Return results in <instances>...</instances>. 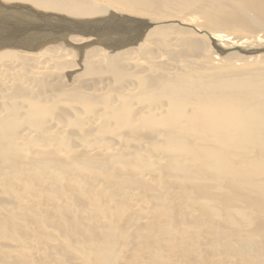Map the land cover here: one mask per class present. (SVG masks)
<instances>
[{
    "label": "bare ground",
    "instance_id": "bare-ground-1",
    "mask_svg": "<svg viewBox=\"0 0 264 264\" xmlns=\"http://www.w3.org/2000/svg\"><path fill=\"white\" fill-rule=\"evenodd\" d=\"M154 1L156 2V4L158 3L157 6H159L160 3L162 2L160 7H161V9H164V10L172 9L175 7L179 8L180 4H182L184 2L186 5V12H185V14H177V15L156 13V9L150 10L148 8H146V9L143 8V7H146L145 5L148 3L144 2L142 4L141 3L142 0H1L0 1V5H2V4H4V5L5 4L6 5L7 4H13V5L31 6V7H34L36 10H39V12H41V13H47V14H52V15L64 17L65 19H70V21L76 22L78 24H89L90 25L89 28L87 27L85 30H82L79 26H71L70 30H72V31L69 30L68 32H65L66 34H63V35L56 33V30H52L50 32L48 31V33L46 32L44 34L43 33L40 34L38 31H32L31 29H27L25 24H22L21 22H16V21H15V23L18 26V27H16V29H19V30H14L13 27H11V26H9V27L4 26L3 27L2 25H0V162H3L4 165H6L5 163H7L6 167L5 168L2 167L3 169H0V171H2V170L4 171V172L2 171L4 173V176H5V173L8 175H10V174L14 175L15 174V175L20 176L22 171H24V174H27V172H28L27 170L31 171V169H34L35 171H39V170L44 169V168H48L47 170H49V171H47V173H49L51 171L52 173L55 172V174H61L60 173L61 170L62 171H64V170L73 171L75 169L74 167H76V169L86 170V168L89 166L91 168L90 170H93V172H95L94 171L95 165L98 168L99 172L100 173L102 172L101 174H105V173H103L104 172L103 170H105V169L109 170V174H111V173L113 174V172L111 171V169L113 168L112 166L116 165V162L118 160H121V159L126 160L127 159L126 161H129L128 159H131L129 154L130 155L131 154L132 155H136V154L138 155L141 151H144V153L147 154L144 156H148L147 157L148 160H149L150 156L152 157V158L150 157L151 158L150 162H153V161L155 162L154 159H157V161L161 162L163 159V163H164L165 162L164 158L169 159L168 158L169 156L175 155L174 157H172V159H173L172 162H171V159H169L170 161L168 163H167V159L165 162L167 166H169L170 162H171V165H173V164L174 165L173 166L170 165V168H169L163 164L164 165L163 167H166V169L167 168L170 169L172 172L175 170L176 171L181 170L180 172H182V171L186 172V168L188 169V167H187L188 161H191V159L189 157H187L186 153H187V151L189 152V150H191L192 144L198 143L199 146L197 145L198 147H196V148L201 147L203 150H205V152L207 154L212 153L215 155V157L213 156V158H211V160H213L211 162V164L207 165L205 163L207 165V169L211 168L210 171L213 170V172H214L217 170V168L220 170L225 168V170H226V168L228 167L227 164L231 163V161L235 160V158L237 159V163H235V164H237L238 169L241 167V164H246V163H250V166L255 168L253 170V172L245 174L247 179L245 177V179H243V180L240 179V177L243 175L240 176L239 174H237V175L224 174L223 176H221L219 178V176H217V175L220 174V171L217 170L219 172L218 174L215 173V176L217 178H219L217 181L220 180V182H224L225 181L224 179L227 176H229V178L231 179V183L230 184L228 183L229 187H224L225 185H223V183H221V184L218 183L217 189L220 188L221 191L226 192L229 189L232 190L235 188H239V186H241V188L242 187L245 188L250 183L249 179H252L251 182H254V179H255L256 183H253V185L250 187V189L251 190H259V191L262 190V191H264V181L263 182L261 181V183L258 182V179L262 178V175H263L262 172H264V161L261 163H255V160L258 159V157H259V153L257 151L264 152V140H263L264 136L262 135V133L264 134V129H263L264 128V67H260L254 71H249L248 69H242V67H238V70L236 72L223 73L224 70L229 69V66L226 62L227 61L230 62L232 59L238 58L239 55L232 53V55L227 56L224 51H221V49H220L221 46L219 48V45L215 46L213 49L211 47L200 48L197 44V41H199L200 39H193L192 38V41H194V42L187 44V43H189V40L186 39V37H182V36L177 35L171 31H167L166 30L167 27L165 26V23L172 22L171 21L172 19L178 20L181 23H184V22L190 23L192 15L200 14L202 11H207V12H211V13L212 12L213 13H216V12L234 13V11H235V10H233V7H234L236 9L242 11V12H238V11H235V12L241 13L243 15V17L245 19H247L248 21H250L251 23L256 22L257 25H260L264 28V23L261 24L260 22L257 21V17L260 19V21L264 19V0H154ZM187 1H190L191 3H193L194 6H192L190 9H187ZM152 3L153 2H151L150 4H152ZM179 10L181 11L183 9H179ZM259 13L263 14V18L259 15ZM144 15L149 16L150 19L144 20L143 19ZM132 18H135V19H132ZM36 19L41 20V18H39V17H36ZM116 22L118 24L119 23L122 24V25L119 24V25H121V28L119 30L108 31V32H99L98 33L95 31V28H93V26H95V25L107 24V23L111 24V23H116ZM25 23L29 24L30 22L26 21ZM195 23L199 24L197 22H195ZM50 29L51 28H49V30ZM160 48H162V50L158 53L157 50H159ZM229 56H233L232 59ZM221 58H223V59L220 60ZM105 74H107V76L103 77L102 75H105ZM74 75H77L78 77H80V79H84L85 77H87L88 79H94L95 80L97 78V79H99V81L96 80L95 84L96 85H98V84L102 85V88H100L98 91L96 90L95 93L90 94L88 91L84 90V88L78 87L73 82H70L68 80V79H71L70 77H72ZM104 78H108L109 80H111L110 82H112L113 85L108 84V87L106 88L103 85L105 82ZM212 79H214V83L216 86V89H214V90L216 92H219L220 95H225L226 93L223 91H219V89H218L219 86L222 87L223 84L226 83L229 86V88H232L241 79L249 80L250 84L252 86H254L259 91V93L256 95L257 98L255 99V101H254L253 97L246 95L248 97L244 96V98H243V96H242L240 99L237 100V107L229 106L228 108H226L227 105H231L232 100L238 98V95L236 92L229 93L230 94L229 101L227 103L225 101H222L221 106L218 108V113L220 115L218 117H213V115L217 114V113H213L211 111L212 109H214L216 107L215 104L211 103L213 101V98L210 99L208 97L207 93H205L201 90L203 88L201 81L207 82V81H210ZM78 80H79V78H76V81H78ZM55 82L58 84L64 83L63 90L62 89L60 90V88L59 89L56 88V89L52 90L51 89L52 87H49L51 83L54 84ZM189 96L192 98H190ZM94 97H96V100H92V98H94ZM197 97H202V98L206 99L208 102L203 103V104H198V103L191 104L190 100H193ZM252 101L254 102V104L252 103ZM207 113L209 115V118H207V116H206ZM77 117H79V118H77ZM62 139L67 140V142H69L68 140H70L69 143H71V144L67 146L66 142L63 141L64 146L62 143L59 145L58 142L61 141ZM53 143L55 145H53ZM29 144H31V145H29ZM32 144L38 148L35 149V147L32 146ZM140 144L144 145V146L148 145V147L145 146V147H147V148H145L147 150L145 151L144 147L139 148L138 145H140ZM26 145H29L28 147L31 146L33 149H29L28 147L26 148ZM158 145L160 147H158ZM142 148H143V150H142ZM136 149L137 150L139 149L140 151L139 150L137 151ZM193 151H195V150H193ZM254 151H256L255 155H254ZM195 152H199V151L197 150ZM190 153H191V151H190ZM198 154L199 155L193 154L194 156H196L197 161H199V158H200V160H201V158H203L201 156L203 153H201V154L198 153ZM251 154H253L254 156H252ZM139 156L143 157L142 153H141V155H138L135 157L136 163H137L136 165H138V166H136V168L141 167V168H138V170H137L138 174H136V170L133 171V169H135V168L133 167L134 163L132 162V160H130V161L132 162L133 166H132V164H128V166L130 165L133 168V169L132 168L131 169H132V172H134L133 173L134 177H135V174H136V177H138L141 171L144 172L145 166H147V165L149 166V164H147V165L144 164L145 162L143 161V159H145L146 157H144L142 159ZM180 157H182V160L181 159L179 160ZM187 158H189L190 160ZM58 159L62 160V162H61L62 164H60V162H57V163H55L56 165H53L52 163L54 161H57ZM138 159H140L139 160L140 162H142V161L144 162V163L142 162V164H141L142 166L144 165L143 167L138 164V163H140L138 161ZM204 159L205 158H203V160ZM157 161H156V163H157ZM173 161H174V163H173ZM209 161H210V159H209ZM160 162L157 163V165L155 164L156 167H153V165H152V167L151 166H150V168L148 167L151 170L146 168L147 170H145V171L157 172L154 170L159 169V166H161ZM119 163H123V161H119ZM146 163H147V161H146ZM57 164H59V166H61V167H58ZM92 164L94 166H92ZM195 164H197V162ZM195 164L193 162L192 165L194 166ZM201 165H202V160H201ZM225 165L227 167H225ZM229 166H231V165H229ZM194 167H199V165L194 166ZM97 168H95V169H97ZM116 168L117 167H115V169L113 168V170H116ZM152 168H155V169L152 170ZM189 168L191 169L192 167L189 166ZM231 168H233V167H230L228 170L232 171V170H230ZM100 169L102 171H100ZM233 169H235V168H233ZM120 170H119V173H120ZM123 170H125V169H123ZM123 170L121 173L124 175ZM197 170L198 169H196V171ZM201 170L202 169L200 167V172H202ZM57 171H60V172L57 173ZM110 171H111V173H110ZM158 171H161V170H158ZM167 171L170 172L169 170H167ZM167 171L166 170L161 171V173H163V172L165 173ZM224 171L222 170V172H224ZM142 172L140 175L143 176ZM153 172H150V174H149V176H152L150 178L151 180L157 178V176H154L155 178H153V174H154ZM30 173H34V171H32ZM42 173H44V172H42ZM90 173H92V172H90ZM145 173L146 172H144V174ZM176 173H178V172H176ZM205 173H206V171H205ZM55 174H53V175H55ZM65 174H66V172H65ZM109 174H107V175H109ZM115 174H117V173H115ZM147 174H148V172H147ZM170 174H171V172H170ZM183 174L184 173L181 174L180 178H182L183 182H184L185 180H184V177L182 176ZM49 175L51 177V173H49ZM92 175L94 176V173H92L90 175V177ZM98 175H97V178H98ZM186 175L185 176L188 178L185 177V179H187L189 182L193 181V178H192L193 176L194 177L197 176L195 174L193 175V171L192 172L189 171V174H186ZM190 175H191V178H190ZM213 175H214V173H213ZM57 176L61 177V175H57ZM67 176H69V175H67ZM67 176L65 175V177H67ZM101 176H103V175H101ZM118 176H119V174H118ZM144 176L146 177V175H144ZM174 176L176 179L177 175H173V178H174ZM233 176H235L237 179H239V180H236L235 183L232 182ZM8 177H10V176H8ZM8 177H6L7 179H4V180L0 179V182H1V180H3V182L5 180L8 181L9 180ZM33 177L38 178L37 176H33ZM109 177H110V175H109ZM165 177H167V176L165 175ZM165 177L162 178L161 175L159 176L158 179H160V178L164 179L163 181L162 180L158 181L159 183L161 182V184H159L157 182V180H156V182L153 181L156 184L157 183L159 184V185L157 184L158 187L161 185L159 188L162 187V190H164L163 189L164 188L163 184H165L164 181L166 182L167 180H169L170 175H169V177H167V180H165L166 179ZM171 177H172V175H171ZM61 178H64V177H61ZM173 178H172V180H173ZM199 178L200 177H198L196 179L198 180ZM91 179H93V177L90 178V180ZM99 179H101V177ZM116 179H117V177H116ZM137 179H135V180H137ZM139 179L141 180V178H139ZM175 179L173 181L177 180V179L176 180ZM190 179H192V180H190ZM207 179H209V177H207ZM42 180H44V178ZM69 180H70V177H69ZM97 180H96V182H97ZM108 180L111 181L110 178ZM113 180L114 179L112 178V181ZM197 180H196V182H198V183H199V181H202L201 178L199 179V181H197ZM213 180H216V179H213ZM10 181H11V179H10ZM61 181H63V179ZM73 181H75V180H73ZM109 181H108V183H110V185H111V182H109ZM177 181L180 183L181 180L178 179ZM188 181H186V182H188ZM205 181H203L202 183H205ZM22 182L23 181H21V184H22ZM25 182L26 181H24V183ZM52 182H53V180H52ZM75 182H77V180ZM98 182H100V181H98ZM145 182L147 183V180ZM162 182H163V184H162ZM15 183H16V180H15ZM17 183H19V182H17ZM26 183H25V185H26ZM137 183H141V182L138 181ZM150 183L151 182L149 181V184ZM170 183L174 184L172 182H170ZM75 184H77V183H75ZM99 184L100 183H97V186ZM135 184L134 185L132 184L133 189L135 187ZM152 184L153 183H151V185ZM167 184H169V181ZM171 184H169L168 190L169 189L174 190V188L171 189V187H170ZM175 184H177V183H175ZM181 184L182 183H180V185ZM5 185H8L6 188L9 187V183L5 184ZM108 185L109 184H107V186ZM130 186H131V184H130ZM149 186L150 185H148V187ZM109 187H111V186H109ZM117 187H119V186H117ZM166 187H168V185H165V190L167 189ZM178 187H180V186H178ZM1 188H2V185H1ZM60 188H62V186H60ZM119 188H121V187H119ZM141 188H143V187H141ZM3 189L5 190L4 187L2 188V190ZM62 189H66V188H62ZM68 189L70 190V187H68ZM72 189H73V187H72ZM151 189H153V188H151ZM49 190H50V188H49ZM143 190H146V187ZM147 190H149V188ZM147 190L144 192L147 193ZM150 190H149V192H150ZM155 190H156V187H155ZM179 190L176 192H179ZM199 190L201 192L202 189H199ZM204 190H203V192H204ZM210 190L208 192H210ZM70 191L73 192V190H70ZM156 191L158 192L159 190H156ZM181 191H184V190L181 188ZM238 191H240V190H238ZM71 192H69L67 195L71 194ZM75 192H76V190H75ZM121 192L123 193V191H121ZM157 192H155V193L157 194ZM164 192H166V191H164ZM124 193H128V192L124 191ZM124 193H123V195H124ZM155 193H154V195H155ZM159 193H161V192H158V194ZM180 193H182V192H180ZM230 193H231V191H229V194ZM59 194H60V192H59ZM73 194H74V192H73ZM103 194H105V193H103ZM115 194H117V192ZM129 194L127 195L128 200H130L129 196H132L134 199V195L132 193H131V195H129ZM151 194H152V192H151ZM158 194H157V197L159 198V195L161 197L162 193L159 195ZM182 194H183L182 196H184V194H186V192L182 193ZM203 194H205V192ZM206 194H207V192H206ZM215 194H216V192H215ZM232 194H231V196H232ZM260 194H263V193L260 192ZM55 195H57V193ZM55 195H54V198L56 197ZM171 195H172V193L170 194V196ZM210 195H211V192H210ZM28 196H30V195H28ZM117 196L119 197V195H117ZM117 196H115V197H117ZM165 196L166 195H163L164 200H165ZM167 196H168V194H167ZM176 196H177V194H176ZM212 196H210V198H212ZM59 197H60V195H59ZM124 197H125V195H124ZM29 198H31V197H29ZM145 198H146V196H145ZM149 198H151V197H148V199ZM175 198H173V199H175ZM190 198L193 199L192 197H190ZM205 198L207 199V201H208V199L212 200L209 198V194H208V197L205 196ZM231 198H233V197H231ZM250 198H251V196H250ZM63 199H65V197H63ZM63 199H60V201ZM77 199L79 200V198H77ZM173 199H171V200H173ZM186 199L187 198H185V200ZM27 200H28V198H27ZM30 200H32V198ZM52 200H53V198H52ZM91 200H93V197ZM123 200H126V198ZM160 200H163V199H160ZM166 200L168 202V199H166ZM196 200H197V198H196ZM196 200H195V202L198 201V200L197 201ZM214 200H212V201L214 202ZM200 201H201V203H200ZM200 201H199V203L202 205L203 199L201 198ZM207 201H205L203 203V205H207L206 203L209 204V201L208 202ZM216 201L218 202L217 199H216ZM52 202H51V204H52ZM88 202H90V201H88ZM117 202H120V201H117ZM135 202L138 203V200H136ZM167 202L165 201L166 206H167ZM173 202L175 203V201H173ZM190 202H192V201H190ZM219 202L222 204L221 200ZM124 203H125V201H124ZM128 203H129V201H128ZM165 203L163 206H165ZM224 203H226L228 205L227 201L223 202V204ZM42 204L43 203H41V205ZM57 204H59V202ZM121 204H123V203H121ZM141 204L142 203H140V205ZM159 204H160V202H159ZM221 204H220V206H222ZM242 204H243V201H242ZM95 205L94 206L97 207V204H95ZM100 205H102V203L99 204L98 208L100 207ZM135 205L137 206V204H135ZM185 205H187V201H186ZM189 205L190 204H188V206ZM197 205H198V203H197ZM244 205H245V202H244ZM248 205H249V203H248ZM22 206H21V208L23 210L24 206L23 207ZM123 206L125 207L126 205H123ZM143 206L144 205L142 204V207ZM171 206H173V204ZM171 206H169V207H171ZM188 206H185V211H182V212L180 211V213H183V212L186 213L187 209L190 208ZM237 206L240 207V209H241L239 202H238ZM40 207H42V206H40ZM69 207H70V205H69ZM133 207H135V206H133ZM140 207L141 206H139L138 208H140ZM186 207H188V208H186ZM193 207L195 208V206H192L191 208L194 209ZM108 208L109 207H107V210H108ZM117 208H118V206H117ZM117 208H114V210L115 209L117 210ZM138 208H136V209L139 210ZM145 208H148V206L147 207L145 206ZM145 208H143V209H145ZM227 208L225 209V211L228 212V213H226V216L228 214H230L228 216H230L232 218L233 215L231 213H229L230 208L229 207H227ZM243 208H244V206H243ZM33 209H35L34 211L37 212L36 211L37 208H33ZM43 209H45V208L42 207L41 210L44 211ZM49 209L50 208L48 207V209L46 211H48ZM86 209H87V207L85 209L83 207V210H86ZM109 209H110V211L109 210L108 211H109L110 216L108 215L107 211H106L107 214L105 212H104V214H106L110 218V220H112V219H114L113 216H112L113 218L111 217L112 207L110 206ZM133 209H135V208H133ZM136 209H135V211H136ZM164 209H165V207H164ZM164 209H163V211H164ZM195 209H198V208L196 207ZM201 209H203V208H201ZM205 209H206V206H205ZM207 209L209 210V208H207ZM248 209H247L248 212H246V213L243 211L245 213V214L243 213L244 216L246 215L248 217L249 212L251 213V211ZM18 210L21 211V209H19V208H18ZM78 210H77V212L81 213L80 211H82V209L79 211ZM89 210H87V211H89ZM147 210H148V212H146V210H144V211L139 210L140 215H141L142 211L145 212V213L142 212L143 214L149 213L150 208ZM165 210H167V209H165ZM170 210H171V208H170ZM176 210H178V209H176ZM180 210H182V209H180ZM188 210H190V209H188ZM237 210H239V209H236V210H235V208L232 209V211H237ZM59 211H61V210H59ZM70 211H72V210L70 209ZM94 211H95V209H94ZM202 211H204V210H202ZM223 211H222V213H223ZM26 212L24 211V213H26ZM82 212L84 213V211H82ZM118 212H120V211L118 210ZM139 212L136 213L137 216L134 213V217L135 216L138 217ZM171 212H173V211H171ZM191 212L188 211V214H190V216H191V214L192 215L196 214V213L193 214L194 210ZM195 212H197V210ZM211 212H213V211L211 210ZM239 212H240V214H242L241 211H239ZM17 213L18 212H16V214ZM73 213H75V212H73ZM79 213H77V214L79 216H81ZM91 213H87V214H91ZM166 213H168V212H166ZM197 213H200V212H197ZM206 213H207V210H206ZM77 214H75V215L78 217ZM149 214L151 215V213H149ZM188 214H187L186 218H188V216H189ZM201 214H203V213H201ZM106 215L104 216L101 214L100 217H99V215H97V218L94 217L93 219L96 218V220H98V218H101L103 220V218H105V217L107 218ZM120 215L122 216L123 214H121V212H120L119 216ZM162 215H164V214H162ZM171 215H172V213H171ZM180 215L182 216L183 214H180ZM197 215H199V214H197ZM206 215L207 214H205V216ZM243 215H241V216H243ZM17 216H19V215H17ZM47 216H45V218ZM64 216H65V214H64ZM83 216L87 217L90 215H86L84 213ZM144 216H146V215H144ZM148 216L149 215H147L146 217H148ZM205 216L204 217L201 216L200 221L203 218H204L203 220L205 221L207 218ZM244 216H243V218L242 217L241 218L244 219ZM246 216H245V218H247ZM84 217H81V218H84ZM191 217H195V216H191ZM34 218H36V217H34ZM138 218L140 219V221L145 220L147 223L150 220L149 219L150 216L148 218L149 219L148 221L145 218L142 219L140 216ZM197 218H198V216H197ZM224 218H226V217H224ZM228 218H227V220L230 222V219H228ZM9 219L10 218H8V220ZM41 219H42V217H41ZM77 219H80V218L78 217ZM86 219L88 220V218H86ZM90 219H92V218H90ZM115 219H116V217H115ZM139 219H138V222H139ZM191 219H193V218H191ZM191 219L189 220L190 223H188V224H190V227H193V229H196L197 227L194 228L193 225L191 226ZM221 219H223V218H221ZM242 219H240V220L242 221ZM37 220H39V219H37ZM48 220H49V218H48ZM100 220H98L97 222H100ZM106 220L108 221L109 219L107 218ZM171 220H173V219H171ZM47 221L45 223H47ZM83 221H84V223H89L85 219H83ZM107 221L103 220V222H101V224H103L102 225L103 227H104V224H107L104 222H107ZM117 221H119L118 217L115 221V223L118 225ZM168 221H170V219ZM221 221H223V220H221ZM9 222H8V224H10L9 226L12 227L11 226L12 223H9ZM20 222L19 223L17 222V223L21 224ZM109 222H111V221H109ZM112 222H113V220H112ZM146 222H145V224L147 225ZM173 222H174V220L172 221V223ZM183 222H185V224H187L186 221H183ZM115 223L113 222L111 224L115 225ZM119 223H120V221H119ZM143 223H144V221H143ZM199 223L201 225V222H199ZM210 223H211V221H210ZM23 224H24V222H23ZM23 224H21V225H23ZM82 224L83 223H81L80 226H83ZM101 224L99 226H97V227H100L99 228V230H100L99 234L102 230ZM108 224L110 225V223H108ZM188 224L186 226L189 227ZM195 224H196V222H195ZM202 224L205 225L204 222H202ZM206 224H207V222H206ZM41 225L43 226L44 223L43 224L41 223ZM41 225H40V227H41ZM78 225H79V223L77 222V226ZM117 225H115V226L117 227ZM208 225H209V227L211 226L210 224H208ZM222 225H223V222H222ZM17 226H19V225H17ZM26 226H23V228L19 227V229L20 230L25 229ZM73 226H74V224H73ZM105 226L108 227V225H105ZM143 226H144V228L146 227L145 225H143ZM166 226H167V224H166ZM233 226H235V225L233 224ZM249 226H250V228L248 231L250 232V231H252V229H251L252 226H251V224H249ZM37 227H39V226H37ZM83 227H85V226H83ZM110 227H111V225H110ZM118 227H117L118 229H121L120 225ZM164 227H165V225H164ZM188 227H186V228H188ZM240 227H242L241 223H240L238 228H240ZM54 228H56V227H54ZM54 228H53V231H54ZM111 228H113L115 230L114 227H111ZM123 228H126V227H123ZM167 228L168 227H165V229H167ZM169 228H170V226H169ZM205 228H206V226H205ZM242 228L244 229V227H242ZM14 229L15 228H13L12 230L17 232L16 229L15 230ZM80 229H82V228H80ZM80 229H77L76 232L78 230L80 232ZM171 229H172V227H171ZM211 229H212V226H211ZM226 229H227V226H226ZM232 229H233L232 234L234 235L235 233H233V232H234L235 227ZM107 230L109 232L111 229H107ZM122 230L126 231L127 228L122 229ZM170 230L169 231L166 230V231L170 232ZM173 230H175V228ZM173 230H172V232H173ZM203 230H205V229H203ZM206 230H207V228H206ZM208 230H210V228ZM254 230H255V228H254ZM254 230L250 233L251 234L255 233ZM82 231L86 232L88 234V232H87L88 230L82 229ZM82 231H81V233H83ZM188 231H192V230H188ZM15 232H13V234ZM32 232H33V230H32ZM108 232L106 231V233H108ZM164 232H165V230H164ZM257 232H260V233L256 234L255 236H259V238L264 236V230H259V231L256 230V233ZM49 233H50V231H49ZM59 233H58V235H59ZM209 233H210V231H209ZM223 233H224V235H228L227 232H223ZM23 234L25 235V233H23ZM84 234L85 233H83V235ZM124 234H125V232H124ZM161 234H164V233L160 232V234H157L158 238H160V240L162 239V237H159ZM202 234L206 235L207 233L203 232ZM232 234H231V236H229V238L234 239ZM259 234L262 236L260 237ZM51 235H53L52 232H51ZM58 235H56V237ZM78 235H81V234L79 233ZM191 235H192V233H191ZM196 235L198 236V234L195 233V236ZM199 235H200V233H199ZM210 235H213V233ZM21 236H22V234H21ZM82 236L81 237L80 236H73V237L70 236L71 238L70 237L69 238H70V240H73L74 237H77L74 239L81 241V240H83ZM46 237H49L48 230H47ZM78 237H80L81 239H79ZM123 237L122 238L120 237V238L123 239V241H125ZM126 237H128V235ZM131 237H132V235H131ZM169 237L170 236L168 235V238ZM214 237H215V235H214ZM224 237H227V236H224ZM51 238L48 240V242L51 241ZM55 238H52L53 242L54 241L56 242L59 239V238L58 239L56 238V240H55ZM136 238L137 237H135V239ZM168 238L164 239V237H163V239H164L163 243L164 244L167 242L166 240H168ZM170 238H171V241H169V240L168 241L172 242L173 239H172V237H170ZM173 238H175V236ZM196 238H198V237H196ZM229 238H227V239H229ZM28 239H29V237H28ZM28 239H25L22 241L19 240V241L24 242V241H27ZM47 239L48 238H46V240ZM105 239L107 242L109 241V238L107 240V238L105 237L104 240ZM142 239H144V237ZM192 239H193V237H192ZM218 239H219V237H218ZM76 240L74 241L75 242L74 245L77 244L80 246V244L82 242H80L78 244V242H76ZM94 240H96V239H94ZM120 240H116V241H112V242L110 240V242L107 243V245H109V248H108V246H106L107 249L105 248V245H103L104 243H102V241H101V243H98L97 246H101V248L100 247H98V248H100L102 250H104V249L108 250L110 253L108 251H107V253L109 255H111L114 252V250H116L114 247H116L115 245ZM127 240L129 241V239H127ZM160 240H158V242L161 243ZM189 240H191V237ZM224 240H226V238H224ZM229 240H231V239H229ZM86 241H87V239H86ZM181 241H182V239H181ZM213 241H211V242H213ZM60 242H62L63 245L65 243L64 241H60ZM218 242H220V241H218ZM218 242L216 244H218ZM231 242H233V241H231ZM24 243L26 244V242H24ZM92 243L95 244V242H92ZM131 243H134V238H132ZM137 243H138V241H137ZM244 243H246V245H247L250 242L248 241V242H244ZM42 244H40V245L42 247H44V244L43 245ZM51 244H52V241H51ZM100 244H102V245H100ZM135 244H136V241H135ZM167 244H168V242L166 243V245ZM7 245H9V247ZM7 245H6V247H8V248H12L13 246L15 248H17L16 247L17 245L16 246L13 245L12 247H11L12 244L10 245V243ZM18 245H19L18 247H20V248L22 247V243H20ZM28 245H31V244L27 243V246ZM50 245L47 246L49 249H51V247H49ZM65 245H66V243H65ZM219 245L220 244H218L216 246H219ZM246 245H242V246L245 247ZM62 246L60 245L59 248L56 247V249H55V247L52 246V251L54 250L53 252L58 253L59 251H57V250L60 249V251H61L62 248H60V247H62ZM124 246H126V245L124 244ZM249 246H247V247H249ZM47 247H45L43 249L45 250ZM126 247L128 248V246H126ZM176 247H175V249H176ZM193 247H195V246L193 245ZM197 247H198V249L200 248V246H198V245H197ZM197 247H195V248L197 249ZM214 247L215 246H213L212 248H214ZM29 248L27 247L26 249H29ZM36 248H37V246H36ZM39 248L40 247H38V249ZM68 248H67V250H68ZM71 248H73V247H71ZM85 248L86 247H84V249ZM120 248L122 249V247H120ZM161 248H162V246H161ZM185 248L186 247H184V249ZM17 249H14V251L15 250L17 251ZM21 249L24 250L25 247L24 248L22 247ZM21 249L19 251L20 254L22 253ZM32 249L31 250L29 249V251H33ZM172 249H174V248H172ZM184 249L182 252H184L187 249L188 251H186V253L191 254V252H189L190 251L189 248H186L185 250ZM63 250L65 251L66 248H63ZM169 250L171 251V248ZM176 250H179V248H177ZM74 251L75 250H73L72 253ZM98 251H100V250L98 249ZM104 251H103V253H104ZM154 251H158V254H159V251H163V250H161L159 247V250L156 249ZM173 251H175V250H173ZM240 251H244V249L240 250ZM24 252L27 253L28 250H27V252L26 251H24ZM197 252L201 253L203 251H197ZM237 252H239V251H237ZM237 252L235 251L233 253L234 254L236 253V255L238 257L239 255L237 254ZM42 253H44V252H42ZM64 253H66V252H64ZM69 253L71 254L70 251H69ZM118 253L121 254V252H119V251H118ZM3 254H4V252H3ZM29 254H31V253L29 252ZM45 254H47V253H45ZM117 254L113 253L112 255L117 256ZM174 254H175V252H174ZM197 254L198 253H196V255ZM216 254L218 256V254H220V253L218 252ZM14 255L16 256L17 254H14ZM23 255H24L23 256L24 258H25V256L26 257L28 256L25 254H23ZM32 255H34V254H32ZM55 255H57V254H55ZM59 255L60 254H58L57 258L60 257ZM176 255L175 256L173 255V256L176 257ZM196 255L194 256V257H196L195 259H194V257H192V258H193V260H196L197 264L200 261L203 264H205L206 261H209V260H205L202 262V260H204L203 259V253L200 255L201 258L197 257ZM220 255H222V254H220ZM232 255L233 254H230V257H232ZM30 256L25 258V259H27V261L24 259L26 262L23 261V263H22V261L20 262V258L18 256H16V257L19 258L18 261L21 264H24V263L25 264H28V263L35 264V263H33L34 261H31V262L29 261L33 257V256H31V258H30ZM61 256H65V254H63ZM67 256L68 255H66L63 258H66ZM78 256L80 258L82 257L81 255H78ZM102 256L103 255H101L100 257L102 259H104L105 257L103 258ZM113 256H109L113 260L111 258H109L107 261L105 260L106 264H114L115 258ZM10 257L12 258L11 255H10ZM44 257H46V256H44ZM84 257H85V255H84ZM84 257H82V258L84 259ZM96 257H98V255ZM120 257H121L120 261H123L122 260L123 256H120ZM235 257L236 256L231 258L232 261L234 259L235 260L238 259ZM13 258H14V256H13ZM13 258L11 260H13ZM49 258H50V256H49ZM70 258H72V256ZM117 258H118V256H117ZM125 258H126V260L128 259L127 257H125ZM186 258H187V256L182 257V255H181L180 260L186 259ZM192 258H190V260ZM197 258H199V259H197ZM217 258H218L219 262H221V263L215 262L216 264L217 263L225 264L227 262V260L224 258H221V257H217ZM217 258H214V259H217ZM14 259L16 261L13 260L12 263L14 262L15 264H17V262H18L17 259L16 258H14ZM61 259L62 258H59L58 260H61ZM69 259H66V260L62 259V262H64V263H62L61 261L60 262H61V264H66V263H68L66 261H69ZM96 259H98V258H96ZM133 259H135V258H133ZM153 259H154V257H153ZM220 259H221V261H220ZM72 260L74 261V259H72ZM77 260L78 259L76 258V261ZM79 260H81V259H79ZM129 260H131L132 263L134 261V260H132V258ZM129 260H127V261H129ZM178 260H175V262ZM187 260H185V261H187ZM210 260H211V262L213 261L212 258ZM235 260H234V263L236 262ZM238 260L240 261V259H238ZM238 260H237L238 263H236V264L240 263ZM242 260H243V258H242ZM4 261H2V262H4ZM71 261H69V263ZM117 261H119V260H117ZM182 261H184V260H182ZM52 262H53V258H52ZM57 262H59V261H57ZM60 262L58 264H60ZM119 262H118V264H119ZM138 262H135V263L137 264ZM188 262L189 261H187V264H188ZM190 262L192 263V261H190ZM252 262L253 261H251V263ZM7 263H8V261H7ZM12 263H10V264H12ZM48 263H50V262H47V264ZM156 263L157 262H155L154 264H156ZM201 263H199V264H201ZM230 263H232V262H230ZM254 263H256V262H254ZM1 264H3V263H1ZM75 264H76V262H75ZM124 264H126V263H124ZM192 264H194V263H192ZM207 264H211V263H207Z\"/></svg>",
    "mask_w": 264,
    "mask_h": 264
},
{
    "label": "rangeland",
    "instance_id": "rangeland-1",
    "mask_svg": "<svg viewBox=\"0 0 264 264\" xmlns=\"http://www.w3.org/2000/svg\"><path fill=\"white\" fill-rule=\"evenodd\" d=\"M1 1V0H0ZM148 3V4H146L145 6L146 7H143V8H148V9H150V10H152V9H156V13H164V14H173V15H177V14H185V12H186V5H185V3L183 2L182 4H180V7L178 8V7H175V8H172V9H168V10H164V9H161V7H160V5L162 4V2L160 3V5L159 6H157L158 5V3L156 4V2L154 1V0H142V4L143 3ZM151 2H153L152 4H150ZM157 6V7H156ZM192 6H194V4L193 3H191L190 1H187V9H190ZM156 7V8H155ZM158 8V9H157ZM179 9H183V10H179ZM233 10H235V11H238V12H242V11H240V10H238V9H236V8H234L233 7ZM234 11V13H222V12H216V13H211V12H207V11H202L200 14H194V15H192V18H191V22L190 23H187V22H184V23H181V22H179L178 20H175V19H172L171 21L172 22H167V23H165V26L167 27L166 28V30L167 31H171V32H173V33H175V34H177V35H180V36H182V37H186V39H188L189 40V43H187V44H190V43H193L194 41H192V38L193 39H200L199 41H197V44H198V46L200 47V48H206V47H211L212 49L215 47V46H218L219 45V48H220V46H221V51H224L225 52V54L228 56V55H232V53H235V54H237V55H239L238 56V58H234V59H232V57L233 56H229L232 60L229 62V61H227L226 63L228 64V66H229V69L228 70H224L223 71V73H229V72H236L237 70H238V67H242V69H248L249 71H254V70H256V69H258V68H260V67H264V28L262 27V26H260V25H257L256 24V22H250V21H248L247 19H245L244 17H243V15L241 14V13H238V12H235ZM259 15L263 18V14L262 13H259ZM132 19H135V18H132ZM143 19L144 20H149L150 19V17L149 16H147V15H144L143 16ZM257 21L258 22H260L261 24H263L264 23V19L263 20H261L260 21V19L257 17ZM195 22H197V23H199V24H196ZM201 26V27H200ZM162 50V48H160L159 50H157L158 51V53L160 52ZM12 53V52H11ZM234 54V55H235ZM224 58V57H223ZM223 58H221L220 60H222ZM103 77H105V76H107V74H105V75H102ZM71 79H68L70 82H73L76 86H78V87H82V88H84V90H86V91H88L90 94H93V93H95V91L97 90H99L100 88H102V85H100V84H98V85H96L95 83H96V80L97 81H99V79H88L87 77H85L84 79H80V77H78L77 75H74V76H72V77H70ZM74 78V79H73ZM76 78H79V82L78 81H76ZM105 79V82H104V86L107 88L108 87V84H110V85H113V83L112 82H110L111 80H109L108 78H104ZM101 80V79H100ZM201 83H202V86H203V88L201 89L203 92H205V93H207V95H208V97L210 98V99H212L213 98V101L211 102V103H213V104H215L216 105V107L214 108V109H212L211 111L213 112V113H217V114H215V115H213V117H218L220 114L218 113V108L221 106V103H222V101H225L226 103L229 101V99H230V94L229 93H232V92H236L237 93V95H238V98L237 99H234V100H232V103H231V105H227L226 106V108H228L229 106H233V107H237V100L238 99H240L242 96H243V98H244V96L245 97H248V96H246V95H249L250 97H253V99H254V101H255V99L257 98V94L259 93V91L254 87V86H252L251 84H250V82H249V80H247V79H241V80H239V82L234 86V87H232V88H229V86L225 83V84H223V86L222 87H220L219 86V91H223V92H225L226 94L225 95H220V93L219 92H216L214 89H216V86H215V83H214V79H212V80H210V81H207V82H203V81H201ZM52 84V83H51ZM50 84V86L49 87H52L51 89L52 90H54V89H56V88H60V90L62 89L63 90V85H64V83H60V84H58V83H54V84H52L51 85ZM106 84V85H105ZM96 87V88H95ZM88 88V89H87ZM92 90V91H91ZM190 97V96H189ZM190 98H192V97H190ZM92 100H96V97H94V98H92ZM190 102H191V104H196V103H198V104H203V103H206V102H208L206 99H204V98H202V97H197V98H195V99H193V100H190ZM252 103L254 104V102L252 101ZM252 104V105H253ZM206 116H207V118H209V115H208V113L206 114ZM77 118H79V117H77ZM264 129V128H263ZM106 135V134H105ZM262 135L264 136V134L262 133ZM264 140V139H263ZM63 141L64 142H66V144H67V146L68 145H70L71 143H69L70 142V140H68L69 142H67V140H64V139H62L61 141H59L58 142V144L60 145L61 143L63 144V146H64V143H63ZM73 142V141H72ZM65 144V145H66ZM74 144V143H73ZM29 145H31V144H29ZM29 145H26V148L29 146ZM53 145H55L54 143H53ZM198 145V143L196 144H192L191 145V150H189V152L187 151V153H186V155H187V157H189L190 159H191V161H188V165L189 166H191L192 168L190 169L189 168V166L187 165V167H188V169L186 168V172H180L181 170H178V171H171L170 169H166V167H169L170 168V165H171V162H172V157H174L175 155H171V156H169L168 158L169 159H171V162H170V164H169V166H167L166 165V159L167 158H164L165 159V162L163 163V159H162V161L160 162V161H157V159H154L155 160V162L153 163V162H150V159L152 158L150 155V157H149V160L147 159V157L148 156H144V155H147V154H145L144 153V151H141L138 155H141V153H142V155H143V157H140V158H144V157H146L145 159H143V161L145 162H143L144 164H149V166L147 165V166H145V170H147L146 168H150V166L152 167V165H153V167H156L155 166V164L157 165V163H159L160 162V165L161 166H159V169H155V168H152V170H154V171H157V172H153V171H150V172H153L152 174H153V178H155L154 176H157V178H155V179H150L152 176H149V174H150V172L149 171H145L144 170V172H146L145 174H144V172H142L143 173V176L142 175H140L141 174V172H140V174H139V178H141V180L138 178V177H136V174H138V172H137V170H138V168H141V167H137L136 168V166H138V165H136L137 163H136V159H135V157L136 156H138L137 154L136 155H130L129 154V156H130V158L131 159H128L129 161H126V160H124V159H121V160H118L117 162H116V165H114V166H112L114 169H115V167H119L118 169L120 170V173L122 172V170L123 169H125V170H123V173H124V175L121 173H119V170L116 168V170H113V168L111 169V171L113 172V174L111 173V171H110V173L111 174H109V170L107 169H105V170H103L104 172L103 173H105V174H101L100 172H99V170H98V168L96 167V165L94 166L93 164H92V166H94L95 168H97V169H95L94 167V171L95 172H93V170H90L91 168H90V164L88 165L89 167H87L86 168V170H84V169H76V167H74L75 169V171L73 170V171H71V170H64V171H62L61 170V172L60 171H57V173L58 172H60L61 174H55V172H49V173H51V177H50V175H49V173H47V171H49V170H47L48 168H44V169H41V170H39V171H35L34 169H31V171L30 170H25L26 172H27V174H24V171H22L21 172V174H20V176L19 175H13V174H10V175H8V174H6L5 173V176H4V171L2 172V171H0V179H7L6 177H8V176H10V177H8L9 178V180L7 181V180H5L4 182H3V180H1V182H0V264L1 263H3V264H10V263H12V261L13 260H15L14 258H16L17 259V261L19 260V258H20V262L22 261V263H23V261H27V259H25V258H27V257H29L30 255L31 256H35L34 258L32 257L31 258V256H30V262L31 261H34L33 263H35V264H47V262H50L51 264H58L60 261L62 262V259H64V260H66V259H69L71 256H72V258H70L69 259V261H71L72 259H74V261L72 260L70 263H69V261H66V262H68V263H66V264H75V262H76V264H106V262H105V260L107 261L109 258H111V257H109V256H113L112 254L113 253H118V251L119 252H121V254L120 253H118L117 254V256H118V258H117V256L116 255H114L113 257L116 259H114V264H118V262L121 260V257L120 256H123L122 257V260L123 261H120L119 262V264H124V263H126V264H136L135 262H138L137 264H154L155 262H157L156 264H187V261H189L188 262V264H192V263H194V264H197V262H196V260H193V258L192 257H194L195 255H196V253H198L196 256L197 257H200L201 258V254L203 253V259L204 260H202V262L203 261H205V260H209V261H206L205 262V264H207V263H215V262H219V260H218V258L217 257H221V258H224V259H226L227 260V262L225 263V264H229L230 262H232L233 264H236V263H238L237 262V260L238 259H240V263L239 264H264V236H262V235H260V237L261 238H259V236H255L256 234H258V233H260V232H257L256 233V230L257 231H259V230H264V191H262V190H251L250 189V187L253 185V183H256L255 181V179H254V182H251V180L252 179H249L250 181V183L245 187V188H241V186H239V188H235V189H229V190H227L226 192H223V191H221L220 190V188L219 189H217V185H218V183H223V185H225L224 187H229L228 186V183L230 184L231 183V179L229 178V176H227L224 180V182H220V180L219 181H217L221 176H223L224 174H228V175H232V174H234V175H237V174H239L240 176L241 175H243V176H241L240 177V179L241 180H243V179H245V177H246V175L245 174H248V173H251V172H253V170L255 169L254 167H252V166H250V163H246V164H241V167L238 169L237 168V164H235V163H237V159L235 158V160H232L231 161V163H229V164H227L228 165V167L230 168V167H233V168H235V169H233V168H231L230 170H232V171H229L228 169V167L225 165V167H227L226 168V170H225V168L224 169H222L224 172H222V170H220V169H218L217 168V170H219L220 171V174H218L219 172L217 171H214L213 172V170L212 171H210L211 170V168H209V169H207V165H209V164H211V162L213 161V160H211V158H213V156L215 157V155L214 154H212L211 152V154H207L206 152H205V150H203L201 147H199V148H196V147H198L197 146ZM32 146H34L33 144H32ZM75 146V145H74ZM145 146H147L148 147V145H145ZM144 145H138V147L140 148V147H144V150L146 151L147 149H145V148H147V147H145ZM31 147V146H30ZM30 147H28L29 149H33L32 147L30 148ZM35 147V149L36 148H38V147H36V146H34ZM137 147V148H138ZM158 147H160L159 145H158ZM157 147V148H158ZM201 148V149H200ZM34 149V150H35ZM137 150V149H136ZM139 150V149H138ZM137 150V151H138ZM142 150H143V148H142ZM193 150H195V151H199V152H195V151H193ZM140 151V150H139ZM190 151H191V153H190ZM258 153H259V157H258V159H256L255 160V163H261V162H263L264 161V152H262V151H257ZM198 153H203L201 156L203 157V158H205L204 160H203V158H201V160H202V165H201V160H200V158H199V161H197V158H196V156H194L193 154H195V155H199ZM256 154V151H254V155ZM212 155V156H211ZM252 156H254L253 154H251ZM128 156V157H129ZM207 156V157H206ZM235 157V156H234ZM138 158V157H137ZM189 158H187V159H189ZM193 158V159H192ZM141 159V160H142ZM147 159V160H146ZM169 159H167V163L170 161ZM182 160V157H180L179 158V160ZM189 159V160H190ZM196 159V160H195ZM209 159H210V161H209ZM217 159V158H216ZM130 160H132V162L134 163V166H133V164H132V162L130 161ZM140 159H138V161H139ZM119 161H123V163H119ZM137 161V162H138ZM146 161H147V163H146ZM152 161V160H151ZM156 161H157V163H156ZM53 162V161H52ZM57 162H60V164H62L61 162H62V160H60V159H58L57 161H54L52 164L53 165H56L55 163H57ZM140 162V161H139ZM142 162H140V163H138L139 165H141L142 164ZM191 162V163H190ZM193 162H194V164L197 162V164H195L194 166H198L199 165V167H194L192 164H193ZM250 162V161H249ZM118 163V164H117ZM173 163H174V161H173ZM207 165H206V164ZM6 165H7V163H5ZM121 164V165H120ZM123 164V165H122ZM128 164H132V166L135 168V169H133L130 165V167L128 166ZM166 165V167H163L164 165ZM6 165H4V163L3 162H0V169H3L2 167H6ZM50 165V164H49ZM58 165V167H61V166H59V164H57ZM118 165V166H117ZM159 165V164H158ZM174 165V164H173ZM173 165H171V166H173ZM229 165H231V166H229ZM142 166V165H141ZM144 166V165H143ZM142 166V167H143ZM235 166V167H234ZM122 167V168H121ZM200 167H201V171L202 172H200ZM206 167V168H205ZM133 169V171L134 170H136V174H135V177L133 176V173L134 172H132V169ZM148 168V169H149ZM223 168V167H222ZM167 171V170H169L170 172H171V174H170V172H163V173H161V171H165V170ZM172 169V168H171ZM193 169V170H192ZM196 169H198L197 171H196ZM90 170V171H89ZM98 170V171H97ZM141 170V169H140ZM149 170H151V169H149ZM158 170H161V171H158ZM195 170V171H194ZM32 172V171H34V173H30V172ZM44 172V173H42V172ZM100 171H102L101 169H100ZM125 171V172H124ZM189 171H193V175L195 174V175H197L198 177H200L201 178V180L202 181H199V179L197 180L196 178H198L197 176L196 177H194L193 175V181L192 182H189L187 179H185V177L187 176L186 174H189ZM204 171V172H203ZM205 171H206V173H205ZM65 172H66V174H65ZM68 172V173H67ZM90 172H92V173H94V176L92 175L91 177H90V175L92 174V173H90ZM147 172H148V174H147ZM176 172H178V173H176ZM3 173V174H2ZM115 173H117V174H115ZM182 173H184L182 176L184 177V182H183V179L182 178H180L181 177V174ZM213 173H214V175H213ZM215 173L216 174H218L217 176H219V178H217L216 176H215ZM261 173V172H260ZM259 173V174H260ZM263 173V175H262V178L264 179V172H262ZM53 174H55V175H53ZM99 174V175H98ZM107 174H109L110 175V177H109V175H107ZM118 174H119V176H118ZM161 175V177L163 178V177H165V175L167 176V177H169V175H170V177H169V180H167V177H165L166 179L165 180H167L166 182L168 183V181H169V184H171L170 182H172V183H174V184H171L170 185V187H171V189L172 188H174V190L172 189V190H168V188H169V184H167L165 181H164V183L165 184H163V182H162V184H163V186H164V190H162V187L161 188H159L158 187V185L159 184H161V182L159 183L158 181H160V180H164V179H158L159 178V176ZM204 174V175H203ZM7 175V176H6ZM30 175V176H29ZM49 175V176H48ZM57 175H61V177H64V178H61L60 176H57ZM65 175L67 176V175H69V176H67V177H65ZM79 177H78V176ZM97 175H98V178H97ZM101 175H103V176H101ZM111 179V181H109L108 179V177ZM121 175V176H120ZM123 175V176H122ZM144 175H146V177L144 176ZM171 175H172V177H171ZM173 175H177L176 177V179L178 180H181L180 181V183H182L181 185H180V183L175 179V176H174V178H173ZM186 175V176H185ZM17 176V177H16ZM33 176H37L38 178H35V177H33ZM43 176V177H42ZM53 176V177H52ZM101 177V179H99L100 177ZM20 177V178H19ZM60 177V178H59ZM69 177H70V180H69ZM93 177V179H91L90 180V178H92ZM95 177V178H94ZM105 177V178H104ZM116 177H117V179H116ZM125 177V178H124ZM207 177H209V179H207ZM216 177V178H215ZM234 177V178H233ZM232 177V182L233 183H235L236 182V180H239V179H237L235 176H233ZM19 178V179H18ZM44 178V180H42ZM48 178V179H47ZM103 178V179H102ZM108 178V179H107ZM112 178L114 179L113 181H112ZM138 178V179H137ZM145 178V179H144ZM147 178V179H146ZM149 178V179H148ZM172 178H173V180L175 179L176 181H173L172 180ZM186 178H188V177H186ZM190 178H191V175H190ZM211 178V179H210ZM262 178H260V179H258V182L259 183H261V181L263 182L264 180L262 179ZM10 179H11V181H10ZM22 179V180H21ZM47 179V180H46ZM63 179V181H61ZM72 179V180H71ZM97 180V182H96V180ZM106 179V180H105ZM135 179H137V180H135ZM207 179V180H206ZM213 179H216V180H213ZM235 179V180H234ZM246 179H247V177H246ZM257 179V178H256ZM15 180H16V183H15ZM51 180V181H50ZM52 180H53V182H52ZM73 180H77V182H75V181H73ZM102 180V181H101ZM116 180V181H115ZM147 180V183L145 182ZM156 180H157V182L159 183H155L156 182ZM190 180H192V179H190ZM196 180L197 181H199V183L198 182H196ZM206 180V181H205ZM260 180V181H259ZM7 181V182H6ZM21 181H23L22 182V184H21ZM24 181H28L27 183H26V185H25V183H24ZM49 181V182H48ZM57 181V182H56ZM61 181V182H60ZM98 181H100V182H98ZM105 181V182H104ZM108 181L109 182H111V185H110V183H108ZM127 181V182H126ZM141 182V183H137V182ZM149 181L151 182V183H153L152 185H151V183L149 184ZM153 181H155V182H153ZM186 181H188V182H186ZM203 181H205V183H202ZM14 182V183H13ZM17 182H19V183H17ZM31 184H30V183ZM79 182V183H78ZM114 184H113V183ZM134 182V183H133ZM9 183V187L8 188H6L8 185H5V184H8ZM24 183V184H23ZM29 183V184H28ZM75 183H77V184H75ZM97 183H100L98 186H97ZM121 183V184H120ZM137 185H136V184ZM146 183V184H145ZM175 183H177V184H175ZM197 183V184H196ZM12 184V185H11ZM17 184V185H16ZM19 184V185H18ZM107 184H109L108 186H107ZM129 184V185H128ZM130 184H131V186H130ZM132 184L134 185L135 184V187H134V189H133V186H132ZM219 184V185H220ZM1 185H2V188L4 187L5 188V190L3 189L2 190V188H1ZM57 185V186H56ZM79 185V186H78ZM86 185V186H85ZM115 185V186H114ZM128 185V186H127ZM147 185V186H146ZM148 185H150L149 187H148ZM165 185H168V187H166L167 189L165 190ZM174 185V186H173ZM198 185V186H197ZM60 186H62V188H66V189H62V188H60ZM64 186V187H63ZM78 186V187H77ZM109 186H111V187H109ZM117 186H119V187H121V188H119V187H117ZM146 187V190L149 188V190L151 189V188H153V189H151L150 190V192H149V190H147V193L146 192H144V191H146V190H143V189H145V187ZM178 186H180V187H178ZM205 188H204V187ZM249 186V187H248ZM17 187V188H16ZM32 187V188H31ZM68 187H70V190H73V192H74V194H73V192H71L69 189H68ZM72 187H73V189H72ZM102 187V188H101ZM106 187V188H105ZM116 187V188H115ZM141 187H143V188H141ZM148 187V188H147ZM155 187H156V190H159L158 192H161L162 193V195H161V197H160V195L159 194H161V193H159L158 194V192L155 190ZM158 187V188H157ZM178 187V188H177ZM196 187V188H195ZM238 187V186H237ZM29 188V189H28ZM49 188H50V190H49ZM59 188V189H58ZM100 188V189H99ZM109 188V189H108ZM176 188V189H175ZM181 188L184 190V191H181ZM247 188V189H246ZM8 189V190H7ZM62 189V190H61ZM132 189V190H131ZM180 189V190H179ZM199 189H202L201 190V192H200V190ZM205 189V190H204ZM211 189V190H210ZM33 190V191H32ZM75 190H76V192H75ZM103 190V191H102ZM117 192V194H115L116 192ZM137 190V191H136ZM154 192H153V191ZM179 190V192H176V191H178ZM195 190V191H194ZM197 190V191H196ZM203 190H204V192H205V194H203L204 192H203ZM207 190V191H206ZM210 190V192H211V195H210V192H208ZM213 190V191H212ZM222 192H220V191ZM238 190H240V191H238ZM250 190V191H249ZM4 191V192H3ZM71 192V194H69V195H67L69 192ZM120 191V192H119ZM121 191H123V193H124V191L125 192H128V193H124V195H125V197H124V195H123V193L121 192ZM140 191V192H139ZM164 191H166V192H164ZM229 191H231V193L229 194ZM59 192H60V194H59ZM64 192V193H63ZM105 193V194H103V193ZM151 192H152V194H151ZM155 192H157V194L159 195V198L160 199H163V200H160L158 197H157V194L155 193ZM176 192V193H175ZM180 192H182V193H185L186 192V194H184V196H182L183 194L182 193H180ZM206 192H207V194H206ZM215 192H216V194H215ZM228 192V193H227ZM260 192L261 193H263V194H260ZM39 193V194H38ZM57 193V195H55ZM80 193V194H79ZM114 193V194H113ZM130 193V194H129ZM131 193L134 195V199H133V197L132 196H129V199L131 200H128V197H127V195L129 194V195H131ZM154 193H155V195H154ZM164 193V194H163ZM172 193V195L170 196V194ZM234 195H233V194ZM241 193V194H240ZM258 193V194H257ZM3 194V195H2ZM6 194V195H5ZM38 194V195H37ZM73 194V195H72ZM77 194V195H76ZM92 194V195H91ZM147 194V195H146ZM150 194V195H149ZM167 194H168V196H167ZM176 194H177V196H176ZM180 194V195H179ZM208 194H209V198H210V196H212V198H210V199H212V200H214V202L212 201V200H209L208 199V201H209V204L208 203H206L207 205H203V203L205 202V201H207V199L205 198V196L206 197H208ZM220 194V195H219ZM231 194H232V196H231ZM28 195H30V196H28ZM41 195V196H40ZM51 195V196H50ZM54 195L57 197H55L54 198ZM59 195H60V197H59ZM62 195V196H61ZM79 195V196H78ZM113 195V196H112ZM117 195H119V197L117 196ZM138 195V196H137ZM154 195V196H153ZM163 195H166L165 196V200H164V197H163ZM190 195V196H189ZM195 195V196H194ZM224 195V196H223ZM229 195V196H228ZM239 195V196H238ZM261 195V196H260ZM68 196V197H67ZM71 198H70V197ZM79 198V200L76 198ZM83 198H82V197ZM115 196H117V197H115ZM145 196H146V198H145ZM151 197V198H149L148 199V197ZM187 196V197H186ZM200 196V197H199ZM250 196H251V198H250ZM26 197V198H25ZM29 197H31L32 198V200H30L31 198H29ZM63 197H65V199H63ZM81 197V198H80ZM92 197H93V200H91L92 199ZM122 197V198H121ZM172 197V198H171ZM176 197V198H175ZM187 198L186 200H185V198ZM190 197H192L193 199H191ZM231 197H233V198H231ZM239 197V198H238ZM247 197V198H246ZM27 198H28V200H27ZM40 198V199H39ZM52 198H53V200H52ZM119 198V199H118ZM126 198V200H123V199H125ZM155 198V199H154ZM173 198H175V199H173ZM180 198V199H179ZM183 198V199H182ZM196 198H197V200H196ZM201 200V198L203 199V201H202V205L204 206H202L200 203H201V201L199 200V199ZM253 198V199H252ZM56 199V200H55ZM60 199H63V200H61L60 201ZM81 199V200H80ZM114 199V200H113ZM138 200V203L137 202H135L136 200ZM148 199V200H147ZM151 199V200H150ZM166 199H168V202H167V200ZM171 199H173V200H171ZM190 201H192V202H190ZM206 199V200H205ZM216 199L218 200V202L216 201ZM224 199V200H223ZM238 201H237V200ZM261 199V200H260ZM53 202H52V201ZM77 200V201H76ZM110 200V201H109ZM146 200V201H145ZM160 200V201H159ZM171 200V201H170ZM181 200V201H180ZM184 200V201H183ZM195 200L197 201V202H195ZM205 200V201H204ZM222 201V204L219 202V201ZM6 201V202H5ZM27 201V202H26ZM42 201V202H41ZM88 201H90V202H88ZM104 201V202H103ZM109 201V202H108ZM117 201H122L121 203H123V204H121L120 202H117ZM124 201H125V203H124ZM128 201H129V203H128ZM141 201V202H140ZM148 201V202H147ZM150 201V202H149ZM165 201L167 202V206H166V203H165ZM173 201H175V203L173 202ZM186 201H187V205H185V203H186ZM195 203H194V202ZM199 201H200V203H199ZM207 201V202H208ZM217 203H216V202ZM227 201V203H228V205L226 204V203H224L223 204V202H226ZM237 201V202H236ZM242 201H243V204H242ZM259 201V202H258ZM51 202H52V204H51ZM59 202V204H57ZM112 202V203H111ZM144 202V203H143ZM159 202H160V204H159ZM165 203V206H163L164 205V203ZM173 202V203H172ZM189 202V203H188ZM238 202L240 203V206H241V209H240V207H238L237 206V204H238ZM244 202H245V205H244ZM251 202V203H250ZM262 204H261V203ZM21 203V204H20ZM41 203H43L42 205H41ZM72 203V204H71ZM89 203V204H88ZM93 203V204H92ZM102 203V205H100V207L98 208V206H99V204H101ZM106 205H105V204ZM128 203V204H127ZM140 203H142L144 206L142 207V204L140 205ZM147 203V204H146ZM151 203V204H150ZM197 203H198V205H197ZM215 203V204H214ZM219 203V204H218ZM248 203H249V205H248ZM24 204V205H23ZM27 204V205H26ZM54 204V205H53ZM91 204V205H90ZM95 204H97V207H95L96 205ZM113 204V205H112ZM135 204H137V206L139 205V206H141L140 208H138ZM155 204V205H154ZM173 204V206H171V205ZM188 204H190L189 206H188ZM194 204V205H193ZM220 204L222 205V206H220ZM252 204V205H251ZM7 205V206H6ZM18 205V206H17ZM24 206V208H23V210H22V208H21V206ZM47 207H46V206ZM69 205H70V207H69ZM95 205V206H94ZM123 205H126L125 207L123 206ZM131 205V206H130ZM152 205V206H151ZM188 206V207H190V208H188V207H186V208H188V209H190L191 211H193L194 210V213L193 214H195V215H192L191 214V216H195V217H191L190 216V214H188V211L189 212H191L190 210H188L187 209V211H186V213L185 212H183V213H180V211L182 212V211H185V206ZM234 205V206H233ZM244 206V208H243V206ZM22 206V207H23ZM28 206V207H27ZM40 206H42L43 208H45V209H43L44 211H42L41 209H42V207H40ZM68 206V207H67ZM110 206L112 207V209H111V217L113 216L114 217V219H115V217H116V219H117V217H118V220L120 221V223H119V221H117L118 222V225L115 223V221H116V219L114 220V219H112L113 220V222L115 223V225H117V227L120 225V228L121 229H118L114 224H111V223H113L112 222V220H110V218L106 215L107 213H108V215H109V211H110ZM115 206V207H114ZM117 206H118V208H117ZM133 206H135V207H133ZM145 206L147 207L148 206V208H145ZM163 206V207H162ZM169 206H171V207H169ZM192 206H195V208L197 207L198 209H195L194 207V209H192L191 207ZM200 206V207H199ZM202 206V207H201ZM205 206H206V209H205ZM211 206V207H210ZM216 206V207H215ZM246 206V207H245ZM248 206V207H247ZM48 207L50 208L48 211H46L47 209H48ZM83 207H84V209L87 207V209L86 210H83ZM89 207V208H88ZM91 207V208H90ZM95 207V208H94ZM107 207H109L108 208V210H107ZM123 207V208H122ZM164 207H165V209H167V210H165L164 209ZM220 207V208H219ZM227 207H229L230 208V212L229 213H231L233 216H232V218L230 217V216H228V215H230V214H228L227 216H226V213H228L227 211H225V209ZM237 207V208H236ZM18 208L19 209H21V211L20 210H18ZM33 208H37L36 209V211L37 212H35L34 210L35 209H33ZM62 208V209H61ZM80 208V209H79ZM95 209V211H94V209ZM98 208V209H97ZM114 208H117V210L115 211L114 210ZM120 208V209H119ZM133 208H138L139 210H146V212H148V210L147 209H149L150 208V210H149V213H151V215L149 214V213H147V214H143V213H145V212H141V215H140V212H139V210H137L136 209V211H135V209H133ZM143 208H145V209H143ZM170 208H171V210H170ZM184 208V209H183ZM201 208H203V209H201ZM207 208H209V210L207 209ZM224 208V209H223ZM235 208V210L236 209H239V210H237V211H232V209H234ZM249 208V209H248ZM55 209V210H54ZM67 209V210H66ZM70 209L72 210V211H70ZM81 210L82 209V211H84V213L86 214V215H90V216H83V212L82 211H80L81 213H79V212H77V210ZM90 209V210H89ZM163 209H164V211H163ZM169 209V210H168ZM176 209H178V210H176ZM180 209H182V210H180ZM215 209V210H214ZM220 209V210H219ZM228 209V208H227ZM243 209V210H242ZM247 209L248 210H250L251 211V213L249 212V214H248V217L247 218H245V216L243 215V213L245 212H248L247 211ZM59 210H61V211H59ZM78 210V211H79ZM87 210H89V211H87ZM97 210V211H96ZM118 210L121 212V214H123L122 216L120 215L119 216V214H120V212H118ZM126 210V211H125ZM134 210V211H133ZM175 210V211H174ZM197 210V212H200V213H197V212H195ZM202 210H204V211H202ZM206 210H207V213H206ZM211 210L213 211V212H211ZM224 210V211H223ZM24 211L27 213H24ZM56 211V212H55ZM63 211V212H62ZM87 213H91V214H87ZM106 211H107V213H106ZM168 212V213H166V212ZM171 211H173V212H171ZM216 213H215V212ZM221 211V212H220ZM222 211H223V213H222ZM239 211H241V213L242 214H240V212ZM244 211V212H243ZM16 212H18L17 214H16ZM20 212V213H19ZM73 212H75V213H73ZM104 212L106 213V214H104ZM125 214H124V213ZM127 212V213H126ZM137 212H139V215H138V217L140 216L142 219H147V221H148V223L145 221V220H143L144 221V223H143V221L141 222L140 221V219L138 218V217H136L137 216ZM163 212V213H162ZM220 212V213H219ZM47 213V214H46ZM58 213V214H57ZM77 213H79L81 216H79ZM97 213V214H96ZM118 213V214H117ZM134 213H135V217H134ZM164 214V215H162V214ZM171 213H172V215H171ZM192 213V212H191ZM201 213H203V214H201ZM211 213V214H210ZM218 213V214H217ZM244 213V214H245ZM49 214V215H48ZM64 214H65V216H64ZM73 214V215H72ZM75 214H77L78 215V217L80 218V219H77L78 217L75 215ZM106 215L107 216V218L109 219L108 221L106 220L107 218L105 217V218H103V220L104 221H107V222H104V223H107V224H104V227L102 226L103 224H101V222H103V220L101 219V218H98V220H100V222H97L98 220H96V218H97V215H99V217H100V215ZM117 214V215H116ZM169 214V215H168ZM180 214H183L182 216L180 215ZM187 214L189 215L188 216V218H186L187 217ZM197 214H199V215H197ZM201 214V215H200ZM205 214H207L206 216H205ZM222 216H221V215ZM262 214V215H261ZM17 215H19V216H17ZM22 215V216H21ZM48 215V216H47ZM54 215V216H53ZM62 215V216H61ZM144 215H149L150 216V218H149V216L148 217H146V216H144ZM186 215V216H185ZM198 216V218H197V216ZM241 215H243L244 216V219H242L243 218V216H241ZM24 216V217H23ZM38 216V217H37ZM45 216H47L46 218H45ZM50 216V217H49ZM93 216V217H92ZM103 216V217H104ZM110 216V215H109ZM143 216V217H142ZM163 216V217H162ZM171 218H170V217ZM201 216L202 217H207L206 218V220L204 221L203 219H201V221H200V218H201ZM211 216V217H210ZM17 217V218H16ZM34 217H36L37 219H39V220H37L36 218H34ZM41 217H42V219H41ZM65 217V218H64ZM81 217H84V218H81ZM92 218V219H90V218ZM94 217H96L95 219H93ZM112 217V218H113ZM133 217V218H132ZM183 217V218H182ZM223 218V219H221V218ZM224 217H226V218H224ZM229 217V218H228ZM242 217V218H241ZM8 218H10L9 220H8ZM48 218H49V220H48ZM86 218H88V220L86 219ZM149 218V219H148ZM186 218V219H185ZM191 218H195L194 220L193 219H191V226L193 225L194 226V228L195 227H197L196 229H193V227H190V224H188V223H190L189 222V220ZM212 218V219H211ZM227 218L228 219H230V222L227 220ZM19 219V220H18ZM36 219V220H35ZM41 219V220H40ZM83 219H85L87 222H89V223H84V221H83ZM90 219V220H89ZM138 219H139V222H138ZM170 219V221H168ZM171 219H173L174 220V222L172 223V221L173 220H171ZM210 219V220H209ZM240 219H242V221L240 220ZM45 220V221H44ZM49 222H48V221ZM82 220V221H81ZM152 220V221H151ZM209 220V221H208ZM221 220H223V221H221ZM234 220V221H233ZM10 221V222H9ZM21 221V222H20ZM44 221V222H43ZM47 221V223H45ZM75 221V222H74ZM94 223H93V222ZM109 221H111V222H109ZM183 221H186L187 222V224L189 225V227L188 226H186L187 224H185V222H183ZM198 221V222H197ZM210 221H211V223H210ZM8 222L9 223H12V227H10L9 225L10 224H8ZM20 222L21 224H23V222H24V224L23 225H21V224H18V223ZM33 222V223H32ZM36 222V223H35ZM38 222V223H37ZM77 222L79 223V225L77 226ZM125 222V223H124ZM145 222L147 223V225L145 224ZM181 222V223H180ZM195 222H196V224L198 225H196L195 224ZM199 222H201V225H200V223ZM202 222H204L205 223V225L204 224H202ZM206 222H207V224H206ZM209 222V223H208ZM222 222H223V225H222ZM226 222V223H225ZM235 222V223H234ZM40 223V224H39ZM41 223L43 224L44 223V225L42 226L41 225ZM81 223H83L82 225L83 226H85V227H83V226H80L81 225ZM92 223V224H91ZM98 223V224H97ZM101 224V232H100V234H99V228L100 227H97V226H99L100 224ZM108 223H110V225H111V227H114L115 228V230L113 229V228H111L110 227V225L108 224ZM167 224V226H166V224ZM184 223V224H183ZM232 223V224H231ZM240 223H241V226L242 227H244V229L242 228V227H240V228H238L239 227V225H240ZM39 224V225H38ZM73 224H74V226H73ZM76 224V225H75ZM85 224V225H84ZM128 224V225H127ZM172 224V225H171ZM208 224H210L211 226H212V229H211V226L209 227V225ZM213 224V225H212ZM228 224V225H227ZM233 224L235 225V226H233ZM249 224H251V226H252V231L254 230V228H255V233H253V234H251L250 232H252V231H248L249 230V228H250V226H249ZM17 225H19V226H17ZM27 225V226H26ZM40 225H41V227H40ZM105 225H108V227L107 226H105ZM114 225V226H113ZM124 225V226H123ZM143 225H145L146 227L144 228V226ZM164 225H165V227H168L167 229H165V227H164ZM170 226V228H169V226ZM184 225V226H183ZM196 225V226H195ZM17 226V227H16ZM23 226H26L25 227V229H19V227L21 228H23ZM37 226H39V227H37ZM91 226V227H90ZM126 227L127 228V230L125 231V230H122V229H126V228H123V227ZM129 226V227H128ZM200 226V227H199ZM205 226H206V228H207V230H206V228H205ZM214 226V227H213ZM226 226H227V229H226ZM232 226V227H231ZM237 226V227H236ZM247 228H246V227ZM28 227V228H27ZM49 227V228H48ZM54 227H56V228H54V231H53V228ZM171 227H172V229H171ZM186 227H188V228H186ZM199 227V228H198ZM204 227V228H203ZM235 227V229H234V232L233 233H235L234 235L232 234V228H234ZM13 228H15L16 229V231L17 232H15V231H13L12 229ZM18 228V229H17ZM33 228V229H32ZM80 228H82L83 230H88L87 232H88V234L86 233V232H83L82 231V229H80ZM85 228V229H84ZM90 228V229H89ZM93 228V229H92ZM105 230H104V229ZM138 228V229H137ZM162 228V229H161ZM175 228V230H173ZM186 228V229H185ZM205 229V230H203V229ZM210 228V230H208ZM223 228V229H222ZM231 230H229V229ZM240 230L241 228V230L239 231L238 229ZM14 229V230H15ZM52 229V230H51ZM56 229V230H55ZM77 229H80V232H79V230L76 232V230ZM107 229H111L109 232H108V230ZM113 229V230H112ZM117 229V230H116ZM136 229V230H135ZM171 229V230H170ZM198 229V230H197ZM214 229V230H213ZM237 229V230H236ZM247 229V230H246ZM259 229V230H258ZM12 230V231H11ZM32 230H33V232H32ZM47 230H48V235H49V237H46V235H47ZM98 230V231H97ZM164 230H165V232H164ZM166 230H170V232H167ZM172 230H173V232H172ZM187 230V231H186ZM188 230H192V231H188ZM195 230V231H194ZM197 230V231H196ZM201 230V231H200ZM49 231H50V233H49ZM81 231L83 232V233H85L84 235H83V233H81ZM91 233H90V232ZM106 231L108 232V233H106ZM163 231V232H162ZM199 231V232H198ZM209 231H210V233H209ZM230 231V232H229ZM237 231V232H236ZM3 232V233H2ZM12 232V233H11ZM13 232H15L14 234H13ZM27 232V233H26ZM39 232V233H38ZM51 232L53 233V235L56 237V235H58V233H59V235L56 237L58 240V242L56 243L55 241L53 242V240H52V238H55L53 235H51ZM94 232V233H93ZM98 232V233H97ZM105 232V233H104ZM124 232H125V234H124ZM138 232V233H137ZM144 232V233H143ZM160 232L161 233H164V234H161L159 237H162V239L160 240V238H158V235L157 234H160ZM203 232H205V233H209L208 235L206 234V235H204V234H202ZM223 232H227V234L228 235H224V233ZM22 234V236H21V234ZM23 233H25V235L23 234ZM56 233V234H55ZM80 233L81 235H78V234ZM97 233V234H96ZM191 233H192V235H191ZM195 233L196 234H198V236L196 235L195 236ZM199 233H200V235H199ZM213 233V235H210V234H212ZM216 233V234H215ZM4 236H3V235ZM10 234V235H9ZM12 234V235H11ZM29 234V235H28ZM40 236H39V235ZM62 234V235H61ZM149 234V235H148ZM171 234V235H170ZM231 234H232V236L234 237V239H232V238H229V236H231ZM28 235V236H27ZM32 235V236H31ZM51 235V236H50ZM61 235V236H60ZM83 235V236H82ZM128 235V237H126ZM131 235H132V237H131ZM164 235V236H163ZM168 235L170 236V237H172V239L174 240H172V242H169V241H171V238L169 239L168 238ZM177 235V236H176ZM202 235V236H201ZM214 235H215V237H214ZM67 236V237H66ZM73 237V236H82V239L83 240H81V241H78V240H76V239H74V238H77V237H74L73 238V240H70V238L71 237ZM95 236V237H94ZM101 236V237H100ZM109 236V237H108ZM118 236V237H117ZM124 236V237H123ZM134 236V237H133ZM139 236V237H138ZM148 236V237H147ZM166 236V237H165ZM175 236V238H173ZM189 236V237H188ZM201 236V237H200ZM224 236H227V237H224ZM28 237H29V239H28ZM52 237V238H51ZM61 237V238H60ZM70 237V238H69ZM80 237H78L79 239H81ZM90 237V238H89ZM107 238V240H108V238H109V241L108 242H110V240H111V242L112 241H116V240H120L122 237L124 238V240L125 241H123V239H121L120 241H118V243L115 245L116 247H114L116 250H114V252L111 254V255H109L108 253H107V251L108 250H106L107 249V247L106 246H108V248H109V245H107V241H106V239L104 240V238ZM121 237V238H120ZM135 237H137L136 239H135ZM144 237V239H142ZM163 237H164V239H167L168 238V240H166L167 242H168V244L166 245V243L164 244L163 242H164V239H163ZM187 237V238H186ZM190 237H191V240H189L190 239ZM192 237H193V239H192ZM196 237H198V238H196ZM214 237V238H213ZM218 237H219V239H218ZM46 238H48L47 240H46ZM51 238V241H52V244H51V241L50 242H48V240ZM56 238H55V240H56ZM68 238V239H67ZM101 238V239H100ZM113 238V239H112ZM126 238V239H125ZM132 238H134V243H131L132 242ZM141 238V239H140ZM152 238V239H151ZM154 238V239H153ZM221 238V239H220ZM224 238H226V240H224ZM227 238H229V239H231V240H229V239H227ZM25 239H28L27 241H24V242H26V244L24 243V242H20V241H22V240H25ZM33 239V240H32ZM62 239V240H61ZM69 241H67V240ZM86 239H87V241H86ZM94 239H96V240H94ZM116 239V240H115ZM127 239H129V241L127 240ZM140 239V240H139ZM181 239H182V241H181ZM223 239V240H222ZM260 241H259V240ZM20 240V241H19ZM42 242H41V241ZM64 241L65 243H66V245H65V243H64V245L62 244V242H60V241ZM76 240V242H78V244L80 243V242H82L81 244H80V246L79 245H77V244H75L74 245V241ZM90 240V241H89ZM144 240V241H143ZM148 240V241H147ZM158 240H160L161 241V243L160 242H158ZM194 240V241H193ZM214 240V241H213ZM220 241V242H218V241ZM223 242H222V241ZM230 242H229V241ZM251 240V241H250ZM35 241V242H34ZM73 241V242H72ZM99 241V242H98ZM101 241H102V243H104L103 245H105V248L106 249H104V250H102V249H100L101 248V246H97L98 245V243H101ZM135 241H136V244H135ZM137 241H138V243H137ZM211 241H213V242H211ZM216 241V242H215ZM231 241H233V242H231ZM250 242V243H248L247 245H246V243H244V242ZM38 242V243H37ZM72 242V243H71ZM84 242V243H83ZM92 242H95V244L94 243H92ZM120 242V243H119ZM125 242V243H124ZM128 244H127V243ZM181 242V243H180ZM184 244H183V243ZM218 242V244H220L219 246H216V245H218V244H216ZM10 243V245H11V247L13 246V245H17L16 247L19 249H17V248H15L14 246L12 247V248H8L9 247V245H7V244H9ZM20 243H22V247L24 248L25 247V249L28 247H30L29 249L31 250L32 248V250L33 251H29V249H21L20 247H18L19 245L18 244H20ZM27 243H29V244H31V245H28L27 246ZM44 244V247H42L40 244ZM70 245H69V244ZM158 243V244H157ZM202 243V244H201ZM8 246V247H6V245ZM42 244V245H43ZM53 247H55V249H56V247H58L59 248V246L61 245H63L62 247H60V248H62V250L60 251V249L59 250H57V251H59L58 253L57 252H53L52 251V246ZM120 246H119V245ZM124 244L126 245V246H128V248L126 247V246H124ZM154 244V245H153ZM160 244V245H159ZM164 244V245H163ZM246 245L245 247L244 246H242V245ZM24 245V246H23ZM37 246V248H36V246ZM40 245V246H39ZM48 245H50L49 247H51V249H49L47 246ZM58 245V246H57ZM69 245V246H68ZM72 245V246H71ZM100 245H102V244H100ZM153 245V246H152ZM170 247H169V246ZM191 245V246H190ZM193 245L195 246V247H197V245L198 246H200V248L198 249V247H197V249L195 248V247H193ZM211 245V246H210ZM237 247H236V246ZM250 245V246H249ZM21 246V245H20ZM27 246V247H26ZM73 247V248H71V247ZM77 246V247H76ZM97 246V247H96ZM161 246H162V248H161ZM165 246V247H164ZM167 246V247H166ZM177 246V247H176ZM213 246H215L214 248H212ZM247 246H249V247H247ZM38 247H40L39 249H38ZM45 247H47L45 250L43 249V248H45ZM69 247V248H68ZM84 247H86L85 249H84ZM98 247H100V248H98ZM120 247H122V249L120 248ZM158 247V248H157ZM159 247H160V249L161 250H163V251H159V254H158V251H154V250H159ZM175 247H176V249L177 248H179V250H176L175 249ZM184 247H186V248H189V252H191V254L190 253H186V251H188L186 248V250L184 249ZM219 247V248H218ZM247 247V248H246ZM8 248V249H7ZM63 248H66V250L64 251L63 250ZM67 248H68V250H67ZM103 248V247H102ZM164 248V249H163ZM167 248V249H166ZM171 248V251L169 250ZM172 248H174V249H172ZM195 248V249H194ZM235 248V249H234ZM242 248V249H241ZM11 251H10V250ZM14 249H17V251L15 250L14 251ZM20 249H21V251H22V253L20 254ZM72 249V250H71ZM98 249L100 250V251H98ZM183 249L185 250L184 252H182L183 251ZM237 249V250H236ZM243 250L244 249V251H240V250ZM247 249V250H246ZM27 250H28V252H27ZM37 250V251H36ZM73 250H75L73 253H72V251ZM95 250V251H94ZM118 250V251H117ZM140 250V251H139ZM173 250H175V251H173ZM24 251H26L27 253H25ZM44 252V253H42V252ZM46 251V252H45ZM66 252V253H64V252ZM69 251L71 252V254L69 253ZM103 251H104V253H103ZM195 251V252H194ZM197 251H203V252H201V253H199V252H197ZM237 252V251H239V252H237V254L239 255L238 257H237V255H236V253L234 254L233 252ZM3 252H4V254H3ZM11 252V253H10ZM16 252V253H15ZM19 252V253H18ZM24 252V253H23ZM29 252L31 253V254H29ZM63 252V253H62ZM93 252V253H92ZM100 252V253H99ZM102 252V253H101ZM109 252V251H108ZM132 252V253H131ZM163 252V253H162ZM174 252H175V254H174ZM180 252V253H179ZM220 253V254H222V255H220V254H218V256H217V254L216 253ZM45 253H47V254H45ZM89 253V254H88ZM96 253V254H95ZM106 253V254H105ZM110 253V252H109ZM123 253V254H122ZM126 253V254H125ZM147 253V254H146ZM173 253V254H172ZM178 253V254H177ZM13 254V255H12ZM14 254H17L16 256H18V257H16ZM19 254V255H18ZM23 254H25V255H28L27 257L25 256V258L23 257L24 255ZM32 254H34V255H32ZM55 254H57V255H55ZM58 254H60L59 256V258H62L61 260H58L59 258H57L58 257ZM63 254H65V256L66 255H68L66 258H63V257H65V256H61V255H63ZM70 254V255H69ZM91 254V255H90ZM177 254V255H176ZM185 254V255H184ZM230 254H233L232 255V257H230ZM10 255L12 256V258H13V256H14V258H13V260H11L12 258L10 257ZM78 255H81L82 257H84V255H85V257H84V259L81 257H79ZM98 255V257H96ZM101 255H103L102 257L104 258V259H102L100 256ZM152 255V256H151ZM176 255V257H174V256ZM179 255V256H178ZM181 255H182V257H185V256H187V258L186 259H182V260H184V261H182V260H180L181 259ZM184 255V256H183ZM213 255V256H212ZM216 255V256H215ZM224 255V256H223ZM247 255V256H246ZM44 256H46V257H44ZM49 256H50V258H49ZM163 256V257H162ZM223 256V257H222ZM234 256H236L235 258H238L237 260H235L236 262L234 263V260L232 261V259L231 258H233ZM98 258V259H96V258ZM101 259H100V258ZM125 257H127L128 259L127 260H129V259H131L132 258V260H136L135 262L133 261V263H132V261L131 260H129V261H127L126 260V258ZM153 257H154V259H153ZM165 257V258H164ZM212 258V262H211V258ZM22 258V259H21ZM52 258H53V262H52ZM76 258L78 259L77 261H76ZM120 258V259H119ZM133 258H135V259H133ZM139 258V259H138ZM189 258V259H188ZM190 258H192L191 260H190ZM196 257H194V259H195ZM214 258H217V259H214ZM242 258H243V260H242ZM25 259V260H24ZM33 259V260H32ZM55 259V260H54ZM57 259V260H56ZM79 259H81V260H79ZM96 259V260H95ZM112 259V258H111ZM173 259V260H172ZM180 261H179V260ZM188 259V260H187ZM197 259H199V258H197ZM230 261H229V260ZM5 260V261H4ZM50 260V261H49ZM113 260V259H112ZM117 260H119V261H117ZM168 260V261H167ZM172 260V261H171ZM175 260H178V261H176L175 262ZM185 260H187V261H185ZM242 260V261H241ZM2 261H4V262H2ZM7 261H8V263H7ZM16 261V260H15ZM25 261V262H26ZM40 261V262H39ZM57 261H59V262H57ZM127 261V262H126ZM167 261V262H166ZM190 261H192V263L190 262ZM220 261H221V259H220ZM251 261H253L252 263H251ZM19 261L17 262V264H21ZM46 262V263H45ZM61 262H60V264H61ZM73 262V263H72ZM129 262V263H128ZM144 262V263H143ZM254 262H256V263H254ZM28 263V262H27ZM50 263H48V264H50ZM62 263H64V262H62ZM199 263H201V261L199 262ZM198 263V264H199ZM213 263V264H214ZM219 263H221V262H219ZM219 263H217V264H219ZM232 263H230V264H232ZM12 264H15L14 262L12 263ZM25 264V263H24ZM28 264H30V263H28ZM201 264H203V263H201ZM216 264V263H215ZM223 264V263H222Z\"/></svg>",
    "mask_w": 264,
    "mask_h": 264
},
{
    "label": "water",
    "instance_id": "water-1",
    "mask_svg": "<svg viewBox=\"0 0 264 264\" xmlns=\"http://www.w3.org/2000/svg\"><path fill=\"white\" fill-rule=\"evenodd\" d=\"M36 17L41 18V20H37ZM15 21L25 24L27 29L38 31L40 34L56 30V33L63 35L66 34L65 32H68L70 30L71 26H79L82 30H85L90 26L89 24H78L76 22L70 21V19H65L64 17L41 13L39 12V10H36L31 6L13 4L0 5V25H2L3 27L11 26L14 30H19L16 29V27L18 26L16 25ZM26 21H29L30 23L26 24ZM119 24L117 22L111 24H99L93 26V28H95V31L98 33L115 31L121 28L122 24ZM49 28L51 29L49 30Z\"/></svg>",
    "mask_w": 264,
    "mask_h": 264
}]
</instances>
